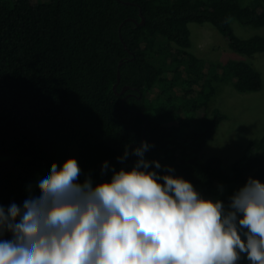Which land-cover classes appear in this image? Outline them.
<instances>
[{
  "label": "trees",
  "instance_id": "obj_1",
  "mask_svg": "<svg viewBox=\"0 0 264 264\" xmlns=\"http://www.w3.org/2000/svg\"><path fill=\"white\" fill-rule=\"evenodd\" d=\"M231 19L263 26L264 0H0V205L50 161L74 157L81 180L102 179L105 160L127 169L143 134L147 159L225 205L249 176L264 182V127L227 166L199 157L225 118L213 108L218 84L263 85L246 61L214 64L191 51L188 24L208 23L232 51L264 52V36H237Z\"/></svg>",
  "mask_w": 264,
  "mask_h": 264
},
{
  "label": "clouds",
  "instance_id": "obj_2",
  "mask_svg": "<svg viewBox=\"0 0 264 264\" xmlns=\"http://www.w3.org/2000/svg\"><path fill=\"white\" fill-rule=\"evenodd\" d=\"M149 148L133 147L127 169L103 161L99 181L72 156L34 169L0 205V264H264V182L249 176L225 205Z\"/></svg>",
  "mask_w": 264,
  "mask_h": 264
},
{
  "label": "rangeland",
  "instance_id": "obj_3",
  "mask_svg": "<svg viewBox=\"0 0 264 264\" xmlns=\"http://www.w3.org/2000/svg\"><path fill=\"white\" fill-rule=\"evenodd\" d=\"M245 2V1H244ZM246 3V2H245ZM233 32L241 37L253 35L264 36V25L261 27L244 26L231 19ZM191 51L211 63H225L228 60H243L256 68L262 77V88L253 92H240L231 82L218 84L213 97V108L225 115L214 134L206 142L199 157L207 158L217 155L227 166L246 154L247 146L253 139L259 138L264 127V52L251 56L232 51L223 35L211 24L189 23Z\"/></svg>",
  "mask_w": 264,
  "mask_h": 264
},
{
  "label": "water",
  "instance_id": "obj_4",
  "mask_svg": "<svg viewBox=\"0 0 264 264\" xmlns=\"http://www.w3.org/2000/svg\"><path fill=\"white\" fill-rule=\"evenodd\" d=\"M127 20H128V19H127ZM133 20H134V19H133ZM134 22H137V21L134 20ZM143 22H144V18L142 17V18H141V24H142ZM120 64H121V61L119 62V65H120ZM119 79H120V73L118 72V73H117V81H119ZM115 88H116V85L113 86V89H115ZM125 88H126V87H125ZM125 88H123V90H124ZM123 90H122V91H123ZM122 91H121V92H122ZM121 92H120V93H121ZM122 102H123V100H122ZM140 115H141L142 117L144 116L142 113H141ZM145 123H147V120L145 121ZM142 140H144V134H143ZM142 140H141V141H142ZM141 141H139V142L136 143V144H132L131 146H133V145H139ZM131 146H130V147H131ZM130 152H131V151H130ZM106 161H108V160H106ZM105 177H106V174H103V178H102V179H105Z\"/></svg>",
  "mask_w": 264,
  "mask_h": 264
}]
</instances>
